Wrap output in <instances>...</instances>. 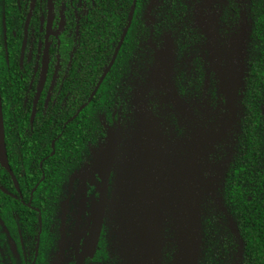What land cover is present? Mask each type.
I'll return each instance as SVG.
<instances>
[{"label": "flooded vegetation", "instance_id": "af4514ba", "mask_svg": "<svg viewBox=\"0 0 264 264\" xmlns=\"http://www.w3.org/2000/svg\"><path fill=\"white\" fill-rule=\"evenodd\" d=\"M261 1L0 0V264H172L166 220L122 248L121 180L145 195L130 179L165 175L142 173L138 149L227 121L220 77L250 70Z\"/></svg>", "mask_w": 264, "mask_h": 264}, {"label": "water", "instance_id": "95a60500", "mask_svg": "<svg viewBox=\"0 0 264 264\" xmlns=\"http://www.w3.org/2000/svg\"><path fill=\"white\" fill-rule=\"evenodd\" d=\"M228 71L234 72L235 77L233 78L232 74L226 76L225 72L220 77L219 92L223 96L228 119L220 124L219 128L197 127L191 134L193 137L188 139L184 136L170 146L163 142L160 147L152 137L145 147L141 145L142 148L138 149L141 172L145 173L144 168L151 166L155 168L156 174L162 173L165 176L160 180L130 179V182L145 184L140 190L149 187L145 195L142 193L143 195L138 196L136 194L140 193L139 190L135 193V187H128L127 177L121 180V184L125 187L122 188L124 194L120 197L121 202L117 200L119 211L117 210L116 213V221L118 239L121 240L124 251L128 252L136 247L139 249L143 245L147 247L153 239L151 232L155 230L159 232L157 227L161 228L162 220H166L171 231L169 241L175 247L172 264H199L202 256V220L206 208L204 205L208 199L213 200L219 211L227 216L229 227H232L239 239L238 230L234 227L236 224L228 215L219 193L231 159L230 155L223 162L213 163L208 160V154L213 153L219 144L229 143L237 129V127L233 129V126L239 120L237 117L244 90L243 77L246 71L243 69V60L241 59L239 63V69L229 67ZM147 135L150 136L149 133ZM110 142L111 139L108 140L107 146ZM3 149L0 115V158ZM110 158L107 153L106 159L101 164V170H105L106 174L110 171ZM130 198L135 201L130 202ZM106 200V196L101 194L98 222L102 221ZM110 205L112 207V204ZM167 213L170 216L169 220L166 219Z\"/></svg>", "mask_w": 264, "mask_h": 264}, {"label": "trees", "instance_id": "16d2710c", "mask_svg": "<svg viewBox=\"0 0 264 264\" xmlns=\"http://www.w3.org/2000/svg\"><path fill=\"white\" fill-rule=\"evenodd\" d=\"M260 8L261 14L253 33L260 47L244 77L237 129L229 143L219 144L225 146L226 154L215 160L223 162L228 155L231 158L219 193L238 230L239 264H264V0L260 2ZM235 144L236 155L232 148ZM208 208L209 205L204 210L206 214ZM217 216L223 221L220 211L217 215L203 217L199 264H223L222 259H225L228 245L224 243L221 251L211 240L213 234L222 231L211 227L213 220L217 224Z\"/></svg>", "mask_w": 264, "mask_h": 264}, {"label": "rangeland", "instance_id": "374dc122", "mask_svg": "<svg viewBox=\"0 0 264 264\" xmlns=\"http://www.w3.org/2000/svg\"><path fill=\"white\" fill-rule=\"evenodd\" d=\"M263 119H264V117H263ZM212 201L213 200L208 199L204 205L205 207L208 205H211L210 208H208V210H207V214L205 213V216H203L204 218L208 217L209 214L214 216V215H217L219 213L218 206H214L215 204ZM223 221H224L223 226L220 223L216 224L214 222V220L211 223V227H213L214 229H217V228L222 229L220 234H217V233L213 234L212 239L215 242L217 241V243H216V247H217V244H218V246H220L222 244L221 240H228L229 236L233 235V241H234L235 248L233 250H229L227 248L226 252L224 254L225 259H223V262H224L223 264H227L231 260V257L235 258V260L240 258V254H241V247L240 246L241 245H240L239 239L236 237V234L233 232V229H231L232 227H229V221L227 220V218L224 217V215H223ZM233 223L235 224L234 220H233ZM234 227L236 228V225ZM235 260H234V262H235Z\"/></svg>", "mask_w": 264, "mask_h": 264}]
</instances>
